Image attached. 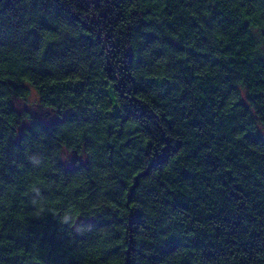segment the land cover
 <instances>
[{
  "label": "trees",
  "instance_id": "1",
  "mask_svg": "<svg viewBox=\"0 0 264 264\" xmlns=\"http://www.w3.org/2000/svg\"><path fill=\"white\" fill-rule=\"evenodd\" d=\"M0 264H264V0H0Z\"/></svg>",
  "mask_w": 264,
  "mask_h": 264
},
{
  "label": "rangeland",
  "instance_id": "2",
  "mask_svg": "<svg viewBox=\"0 0 264 264\" xmlns=\"http://www.w3.org/2000/svg\"><path fill=\"white\" fill-rule=\"evenodd\" d=\"M39 103V96L37 94V92L30 88V91L28 93V96L26 98L25 101H16V107L18 108V110H26V109H30V108H36L37 105ZM63 160L65 163H68L71 160V156L67 153L64 154L63 156Z\"/></svg>",
  "mask_w": 264,
  "mask_h": 264
},
{
  "label": "snow or ice",
  "instance_id": "3",
  "mask_svg": "<svg viewBox=\"0 0 264 264\" xmlns=\"http://www.w3.org/2000/svg\"><path fill=\"white\" fill-rule=\"evenodd\" d=\"M69 162H71V161H69Z\"/></svg>",
  "mask_w": 264,
  "mask_h": 264
}]
</instances>
